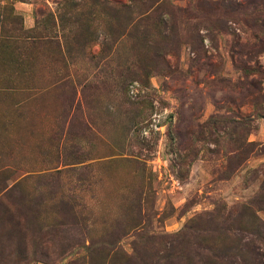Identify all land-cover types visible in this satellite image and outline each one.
I'll return each mask as SVG.
<instances>
[{
	"label": "rangeland",
	"instance_id": "1",
	"mask_svg": "<svg viewBox=\"0 0 264 264\" xmlns=\"http://www.w3.org/2000/svg\"><path fill=\"white\" fill-rule=\"evenodd\" d=\"M65 1L7 0L25 29L39 24L63 43L78 30V14L89 11ZM75 2L84 1L68 3ZM221 19L226 28L215 31L216 46L204 40L214 73L185 45L167 57L169 75H148L138 61L142 34L113 43L100 16L98 44L87 53L70 48L74 93L0 95V264H93L90 252L101 247L120 255L117 264H186L175 255L184 227L217 204L255 201L264 224V53L238 59L252 20ZM243 64L259 72L245 73ZM238 117L256 145L239 167L231 152ZM139 197L143 229L128 231ZM253 219L249 211L246 231L234 232L236 251L218 247L231 255L219 262L248 260L252 248L264 258L263 243L248 233Z\"/></svg>",
	"mask_w": 264,
	"mask_h": 264
},
{
	"label": "trees",
	"instance_id": "2",
	"mask_svg": "<svg viewBox=\"0 0 264 264\" xmlns=\"http://www.w3.org/2000/svg\"><path fill=\"white\" fill-rule=\"evenodd\" d=\"M1 1H5V4H0V95L14 98H40L61 89L73 90L74 93V85L69 79L70 48L76 47L87 53L89 47L98 44L97 20L100 16L107 19L103 30L104 39L111 38L113 43L135 31L142 34L143 59L139 58L138 61L141 63L140 68L148 75L150 71L169 75L172 69L167 57H177L179 50L185 45L195 54L194 60L204 59L206 67L214 73L211 57L206 55L207 51L204 49V40L208 39L216 46V33L223 32L226 28L221 18L232 19L242 15L245 18L249 16L252 20V24H245L250 28L251 38L236 53L238 59L245 55L249 57L247 60H251L264 53V0H82L84 2L80 4H71L66 0L65 4H70L71 8L85 6L89 11L86 12V18L82 12L78 14L76 23L79 25L73 23L78 30L70 32L71 38L64 40V43L63 40L61 42L54 37L45 36L44 30L38 27L39 24L31 30L25 29L23 19L15 12L12 2ZM198 23L205 25L198 26ZM149 55L152 58L146 61ZM234 62H237L236 58ZM240 69L245 73L259 72L245 64ZM244 78L248 80V75L244 74ZM253 85L255 92L260 93L259 86ZM252 102L256 105L258 99L254 98ZM238 118L240 121L233 128L236 136L232 138L234 149L231 152L235 166L239 167L254 154L256 145L248 142L246 137L251 127L240 123L245 118ZM238 130L240 132L237 135ZM263 190L264 185L260 187V191ZM142 201L145 202V199L139 197L133 203L137 216L132 218L128 231L143 229L140 216ZM257 206L255 201H250L227 209L219 203L211 212L190 220L180 235L184 245H179L180 249H176L175 255L186 261V264H234L230 259L227 263L219 262L231 255H220L217 253L218 247L223 244L232 246L234 232H241L242 229L246 231L247 222L244 217L249 211L254 219L249 223L251 230L248 233L260 239L264 245V224L258 220L252 208L262 209ZM237 212L240 213L239 219L235 220L233 216ZM229 249L236 251L237 246ZM90 256L93 264L120 262L118 253L110 256L103 247L93 249ZM237 259L238 264H264V258L254 248L248 260L244 257Z\"/></svg>",
	"mask_w": 264,
	"mask_h": 264
}]
</instances>
